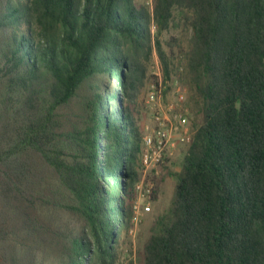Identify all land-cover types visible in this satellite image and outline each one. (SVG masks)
I'll return each mask as SVG.
<instances>
[{"label": "trees", "instance_id": "1", "mask_svg": "<svg viewBox=\"0 0 264 264\" xmlns=\"http://www.w3.org/2000/svg\"><path fill=\"white\" fill-rule=\"evenodd\" d=\"M176 18L192 133L141 263L264 264V0H0V264H114L139 180L138 58L154 49L169 79L158 35Z\"/></svg>", "mask_w": 264, "mask_h": 264}, {"label": "rangeland", "instance_id": "2", "mask_svg": "<svg viewBox=\"0 0 264 264\" xmlns=\"http://www.w3.org/2000/svg\"><path fill=\"white\" fill-rule=\"evenodd\" d=\"M137 2L144 5L145 8H147L148 10L151 9L152 0H137ZM155 31V27L151 26V33L156 34ZM190 37L191 29L188 28L183 21L177 18L173 20L168 29L164 30L158 35V40L160 41L165 52L168 53L170 57V52H173V54L175 55L173 59V64L176 66V68L170 74L169 78H176L179 84L183 87H186V85L183 84L181 80L184 74L182 53L187 49ZM138 61L145 68V79L143 86L138 91L135 100V105L133 108L135 109L136 116L139 119L138 127L144 136V124L148 122V119L151 114L150 109H148L145 104V94L147 91V86L149 83L153 81L155 82L157 80L156 74L158 72L160 76H162V78L163 75L160 61L154 49H152V52L147 55V57L139 56ZM187 92L188 91H186L184 97V103L188 108L190 114L189 105L187 103ZM168 96L169 95L167 93H164V99H167ZM108 106L110 108L114 107L113 103H108ZM188 120L190 126H192V120L190 118V115L188 116ZM184 151L185 148L180 147L178 151H176V153L170 159H168V161L164 162V164L161 163L154 168H149L146 171V175L144 177L142 176V174L144 173V169L141 167V164L139 165L138 181L143 179L142 184L145 187L151 185V192L154 188H156L157 185V200L153 202L151 198V200L149 201L150 211L141 214L138 218L137 223H131V226L128 227L127 231L121 229V227H116L118 237L114 246V264H142L140 260V255L143 244L150 234V228L157 216L162 211L168 208L171 201L174 179L167 174V171H178L179 162L183 156ZM154 172H157V174H154ZM136 202H138L141 206L143 204L145 205L146 202L148 203V201L138 198L137 193H135L131 200L126 199L125 201V206L130 209V213L132 210V206ZM44 212L46 213V215L48 214L47 210H44ZM47 217L50 221H53V223L61 227L69 228L75 234H80L83 228L81 220L73 216L67 215L66 213H50ZM118 224L119 223H117V225Z\"/></svg>", "mask_w": 264, "mask_h": 264}, {"label": "built area", "instance_id": "3", "mask_svg": "<svg viewBox=\"0 0 264 264\" xmlns=\"http://www.w3.org/2000/svg\"><path fill=\"white\" fill-rule=\"evenodd\" d=\"M156 78L155 82L148 84L145 94V104L151 114L143 128L145 134L140 159L141 167L144 169L143 177L149 168L158 166L164 158L171 157L176 149L188 143L192 133L186 118L187 108L184 105L186 87L181 86L176 78L164 80L159 72ZM164 93L169 95L167 99H164ZM142 180L136 183L134 191L138 198L148 203L141 206L136 202L132 206L130 219L133 224L137 223L141 214L150 211L152 186H143Z\"/></svg>", "mask_w": 264, "mask_h": 264}, {"label": "crops", "instance_id": "4", "mask_svg": "<svg viewBox=\"0 0 264 264\" xmlns=\"http://www.w3.org/2000/svg\"><path fill=\"white\" fill-rule=\"evenodd\" d=\"M179 148H180V147H179ZM179 148H178V149H179Z\"/></svg>", "mask_w": 264, "mask_h": 264}]
</instances>
